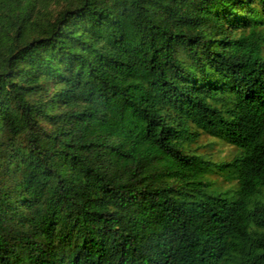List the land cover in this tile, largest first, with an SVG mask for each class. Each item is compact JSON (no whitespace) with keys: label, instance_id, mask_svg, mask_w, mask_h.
Here are the masks:
<instances>
[{"label":"trees","instance_id":"obj_1","mask_svg":"<svg viewBox=\"0 0 264 264\" xmlns=\"http://www.w3.org/2000/svg\"><path fill=\"white\" fill-rule=\"evenodd\" d=\"M40 1L0 0V264H264V0Z\"/></svg>","mask_w":264,"mask_h":264},{"label":"rangeland","instance_id":"obj_2","mask_svg":"<svg viewBox=\"0 0 264 264\" xmlns=\"http://www.w3.org/2000/svg\"><path fill=\"white\" fill-rule=\"evenodd\" d=\"M59 10H60L59 6H55L54 4L48 3L47 0H41L39 6L37 7V11L40 12V15L42 17L45 15L46 12H50L51 16H56L57 13L60 12ZM33 21H35V18ZM205 151L207 152V155L211 156L212 158L213 156H215L220 161H227L234 154V151L232 148L228 146H221L219 143H217V145L214 146L212 149L205 150ZM215 173L217 174V172ZM217 177L218 176L213 175L210 180V183H211V187L209 188L210 194L212 195V194L221 193L225 195V198L228 201H233L234 200V192H233L234 184H229L227 186H219L220 180H218Z\"/></svg>","mask_w":264,"mask_h":264},{"label":"clouds","instance_id":"obj_3","mask_svg":"<svg viewBox=\"0 0 264 264\" xmlns=\"http://www.w3.org/2000/svg\"><path fill=\"white\" fill-rule=\"evenodd\" d=\"M218 143V142H217ZM220 144V143H219ZM221 146H227V145H221ZM229 147V146H228ZM221 162H226V161H221Z\"/></svg>","mask_w":264,"mask_h":264}]
</instances>
